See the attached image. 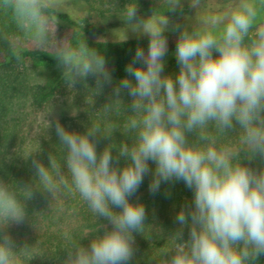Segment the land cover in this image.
<instances>
[{
	"label": "clouds",
	"instance_id": "9594fccd",
	"mask_svg": "<svg viewBox=\"0 0 264 264\" xmlns=\"http://www.w3.org/2000/svg\"><path fill=\"white\" fill-rule=\"evenodd\" d=\"M66 5L67 0H0V16L16 33L9 38L0 28V41L16 61L26 43L50 48L71 87L91 76L93 93L100 94L112 84L102 52L89 46L84 34L76 43L71 35L56 38ZM201 5L202 0H189L196 14ZM178 9L183 0H158L143 16L137 3L124 8L125 39L127 31L145 36L148 48L135 49L126 75L102 109L106 119L117 109L127 113L121 133L130 143H109L98 153L94 138H111L116 124H90L80 133L57 119L62 159L50 152L45 165L35 158L39 148L26 157H33L31 183L0 179V264H25L36 256L32 245L18 247L7 231L26 220L36 228L26 210L34 190L51 198L64 191L78 194L98 221L78 239L68 230L63 233L62 264H129L136 251L134 234L142 235L148 225L145 206L130 198L148 175L151 194L162 183L183 182L192 199L174 217L178 228L167 236L169 246L149 255L147 264H260L264 166L256 169L250 163L257 157L264 161V0H234L222 12L197 15L195 23L184 26L170 24L166 14ZM168 31L178 33L175 74L164 72ZM125 93L130 103L122 99Z\"/></svg>",
	"mask_w": 264,
	"mask_h": 264
},
{
	"label": "trees",
	"instance_id": "16d2710c",
	"mask_svg": "<svg viewBox=\"0 0 264 264\" xmlns=\"http://www.w3.org/2000/svg\"><path fill=\"white\" fill-rule=\"evenodd\" d=\"M84 5V9L97 15L100 19L118 18L124 24V8L127 4H138V15L151 14V5L158 0H74ZM188 11L185 6L175 13L168 12V16L177 17ZM58 25L71 30L73 43L83 39L89 46L99 49L105 56L107 67L112 74V84L105 85L100 94H94L95 79L88 77L71 87L62 77L57 61L51 56V51L42 49H22V59L16 61L11 57L5 42L0 41V179L5 182H15L21 186L32 182L35 170L32 167V156L27 155L40 148L35 154L45 165L48 164V154L54 153L57 160L62 159V149L55 133V121L71 131L83 133L90 124H116L118 130L109 139L94 138L97 142V152H102L109 143L127 140L123 132V125L127 113L122 109L111 112L105 118L102 106L111 98L112 87L126 75L125 66L133 57L139 46L145 51L148 48V38L118 41L102 39L106 28L85 15L69 17L60 13ZM113 26V27H114ZM0 28H3L9 38L14 37L15 29L6 17L0 16ZM178 33L167 32V39L177 38ZM175 45L168 51L166 57L174 52ZM165 57V58H166ZM30 67L41 68L46 71L43 80L32 81ZM179 71L175 57L165 64V74H175ZM125 103H130V97L122 96ZM48 122L51 127H48ZM233 139V138H229ZM113 145H110L112 147ZM113 157L117 153L113 149ZM248 164V161H244ZM123 158L120 166L124 165ZM150 168L154 164L149 162ZM259 169L264 161L259 157L250 163ZM151 176H145L143 184L130 199L133 203H143L147 211L144 231L135 235V255L129 264H147L149 255L158 254L170 244V236L178 225L174 222L176 213L185 203H190L192 192L183 182L161 184L160 191L155 195L149 192ZM170 195H165V192ZM29 216L33 214L36 228L25 221L21 225L11 224L7 231L13 237L18 247L24 244L32 245L34 256L25 264H62L66 252L60 249L64 245L63 233L68 230L77 239L85 229L93 228L98 223L95 215L78 194L67 191L57 193L53 198L47 192L33 191V196L26 202ZM39 212V213H36ZM100 224L107 221L99 220ZM188 229L184 230L187 239ZM87 246L88 240L81 241ZM260 264H264V256L260 257Z\"/></svg>",
	"mask_w": 264,
	"mask_h": 264
},
{
	"label": "rangeland",
	"instance_id": "374dc122",
	"mask_svg": "<svg viewBox=\"0 0 264 264\" xmlns=\"http://www.w3.org/2000/svg\"><path fill=\"white\" fill-rule=\"evenodd\" d=\"M233 2L234 0H202L201 8L197 10V14H196V10L189 7V0H183V7L186 6L188 8V11L177 17L169 16L170 24H179L181 26L190 25L192 23H195L197 15H205L209 13L222 12L228 7L229 4ZM157 6H158V2L152 4L151 5L152 10ZM65 11L69 17H72V16L75 17L77 15H85L88 18H91L92 20L98 22L102 27L106 28L105 35L103 36L102 39L112 40L113 42H118V41H127V40L146 38L145 36L137 37L131 31H127L126 32L127 39H125V36L123 33V29L125 28V25L121 24L119 26H114L117 23H119L118 18L100 19L97 15L85 10L84 5L81 4L79 1L67 0ZM261 18L264 19V13L261 14ZM168 32H171V34H175V31H168ZM66 35H71V30L63 25H57L56 38L58 40L63 39ZM176 39H177L176 37H170L167 39L168 40V51L175 45ZM23 47L51 51L50 48H36L34 45L30 43H26ZM174 53H175V50L174 52H172L165 58V64H167V62L170 59L175 57ZM29 71H30V77L32 81L43 80L45 73H46L45 70L41 68H34V67H30Z\"/></svg>",
	"mask_w": 264,
	"mask_h": 264
}]
</instances>
